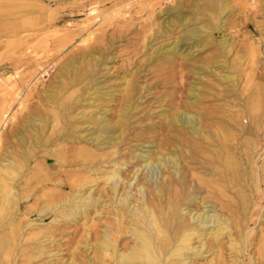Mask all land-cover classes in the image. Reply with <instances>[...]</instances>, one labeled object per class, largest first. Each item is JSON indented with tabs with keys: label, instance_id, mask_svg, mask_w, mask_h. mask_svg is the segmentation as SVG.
I'll return each mask as SVG.
<instances>
[{
	"label": "rangeland",
	"instance_id": "obj_1",
	"mask_svg": "<svg viewBox=\"0 0 264 264\" xmlns=\"http://www.w3.org/2000/svg\"><path fill=\"white\" fill-rule=\"evenodd\" d=\"M197 34L207 39L196 44ZM175 44L178 52L173 53ZM262 75L264 0H0V158L10 154L17 159L30 147L27 165L14 178L0 172L12 188L9 202L0 200V243L5 234L8 238L5 249L0 244V264H95L96 230L111 220V208L104 209L100 219L92 211L75 222L39 212L46 194L59 189L52 185L54 178L62 184L59 194L67 196L78 188L75 181L91 174L57 159L60 147L71 145L61 139L63 127L87 135L95 128L92 119L105 115L117 121L125 111L129 121L123 131L116 128L122 140L114 157L123 158L137 148L135 154L145 153L156 150V138L166 133L161 126L166 117L183 109L184 102L193 103L191 88L198 96L193 103L198 110L210 111L216 105L241 110L234 89L240 91L250 77L264 87ZM225 76H238L235 86L221 80ZM97 92L111 94L112 99L96 98ZM127 103L131 110L125 108ZM60 111L63 117L57 124L54 116ZM235 134L244 149V139L251 136ZM263 134L259 147L264 145ZM173 146L180 158L181 141ZM244 156L241 162L247 167ZM255 156L260 165L262 155ZM192 166L193 179L202 187L197 177L212 176L208 169ZM255 167L260 173L258 190L251 185L250 168L244 173L242 196L255 204L248 214L240 213L249 238L237 245L243 251L238 252L239 264H264V176ZM46 172L53 177L41 182ZM104 183L100 186L107 187ZM90 185L96 188V182ZM225 191L235 200L241 197L231 186ZM204 197L221 211L218 201L201 188L199 198ZM191 207L202 208L199 203ZM11 228L16 231L9 233ZM221 241V254L205 253L195 262L234 264L230 259L236 253L228 238ZM210 242L213 247L222 244Z\"/></svg>",
	"mask_w": 264,
	"mask_h": 264
},
{
	"label": "bare ground",
	"instance_id": "obj_2",
	"mask_svg": "<svg viewBox=\"0 0 264 264\" xmlns=\"http://www.w3.org/2000/svg\"><path fill=\"white\" fill-rule=\"evenodd\" d=\"M184 34L189 35V30L185 29ZM193 36L196 44L207 39V36L202 34ZM219 44L224 49L225 40L221 38ZM177 47V44L173 46V53L178 52ZM237 78L238 76L236 79L234 76H225L221 80L232 87L235 86ZM259 78L263 79L264 75ZM80 81L81 78L78 79V83ZM263 90L264 87L250 77L244 88L233 91V95L240 101L238 104L242 107L241 110L231 111L225 105H216L212 110L203 112L194 106L193 103L198 100V96L191 88L189 94L193 96V103L184 102L183 109L178 108L174 115L165 118L161 126L167 130L165 134L156 138L159 140L156 146L154 145L156 150L148 149L145 153L143 151L141 154H135L137 148L126 152L123 158L119 159L114 155L120 153L118 145L121 143L122 133L117 134L116 128L120 126L123 131L128 124L129 117L125 111L119 112L117 121H111L105 115L97 119L92 117L91 121L95 128L87 135L70 132L63 127L65 132L60 135L61 139L66 143L70 142L71 145L61 146L57 159L79 166L91 174L75 181L74 186L78 188L67 196L59 194L62 184L54 178L52 185H57L59 189L53 190L48 196L46 194V202L39 212L75 222L81 218H88L92 211L96 213V218L100 219L104 209L111 208L108 212L112 216L111 220L106 223L104 221L103 224L99 222L98 230L95 229V264H197L195 259L199 256L205 257V253L221 254L223 237L228 238L229 245L236 253L230 260L234 264H239L238 252L243 251L237 250V245L245 243L249 238V235L247 236L249 229L243 226L245 218L241 214H248L251 206L255 204L252 203L251 197L242 196L243 190H246L244 173L249 167L252 172L251 185L256 190L260 188L258 187L260 173H257L255 166L261 169L264 176V145L259 147L258 144V139L264 133ZM104 94L97 92L95 97L112 99L111 94ZM218 96L223 98L221 94ZM125 108L128 111L130 104L127 103ZM62 115L61 111L55 113L54 120L57 124ZM244 119L248 120L246 126L243 124ZM236 131L238 134L244 132L251 136L244 139V149L238 142ZM177 141H181L183 146L180 158L173 152L177 148L173 144ZM107 148L113 151L100 152ZM26 150L17 155V159L10 154L0 158V172H5L4 176L8 179L14 178L17 172L27 165L30 147ZM242 154H245L247 167H243L244 163L241 162ZM257 154L262 155L260 165L255 156ZM106 155L110 157L104 159ZM192 164L208 169L207 173L212 176L210 179L197 177L202 187L193 179L195 173ZM51 177L53 176L46 172L40 179L44 182L51 180ZM92 181L96 182L94 189L92 188L95 184L90 185ZM100 181H104L107 187L103 185L101 187ZM228 186L236 189V194L241 196L239 200L227 195L225 190ZM135 188L137 189L133 192ZM201 188L206 190L208 197L218 201L221 211L217 212L213 203L208 205L206 197L199 198ZM11 189L5 183L4 177L0 178L1 201L9 202L10 195L12 196ZM196 203L201 204V210L191 207ZM14 230L11 228L8 232L14 233ZM5 237L6 234L4 238L1 237L0 243L4 249ZM262 237L264 243V233ZM212 240L222 244L213 247L210 242ZM212 260L205 264H212Z\"/></svg>",
	"mask_w": 264,
	"mask_h": 264
}]
</instances>
